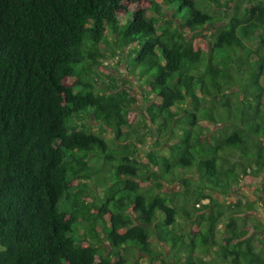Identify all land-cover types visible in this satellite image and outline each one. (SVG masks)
I'll use <instances>...</instances> for the list:
<instances>
[{"label": "trees", "instance_id": "16d2710c", "mask_svg": "<svg viewBox=\"0 0 264 264\" xmlns=\"http://www.w3.org/2000/svg\"><path fill=\"white\" fill-rule=\"evenodd\" d=\"M147 1L0 0V264H139L121 257L127 249L169 263L153 241L176 264H264V237L213 196L242 185L240 173L264 190V0H168L182 22ZM216 23L208 51L195 48ZM116 49L149 104L145 134L129 142L135 98L90 80ZM91 117L121 144L93 133ZM151 135L142 162L137 146ZM97 149L119 162L100 204L83 180Z\"/></svg>", "mask_w": 264, "mask_h": 264}, {"label": "rangeland", "instance_id": "374dc122", "mask_svg": "<svg viewBox=\"0 0 264 264\" xmlns=\"http://www.w3.org/2000/svg\"><path fill=\"white\" fill-rule=\"evenodd\" d=\"M156 1L160 4L161 9L165 11L164 16L171 18V15L173 14L176 20L182 22L183 18L187 15V12L183 10L181 12H177L176 6L171 8L169 6L168 0ZM198 1L200 2V5H204L206 3V0ZM217 1L224 2L225 0ZM141 5L145 7L148 6V1L143 0ZM130 8H138V5H130ZM202 10L210 13V7ZM220 25V23H216L212 26H209L210 30L209 27H206L204 31H201L202 35L197 36V38L193 42L194 47L208 51L209 48L207 45V41H209V43L213 42L216 28H218ZM184 32L189 34L186 30H184ZM109 46L112 47L113 44L110 43ZM102 50L108 51V49L106 48ZM126 55L127 51L121 52V50L116 49L115 55H108L106 58L100 61V66L93 67L94 74L91 75L90 80L95 83V86L98 89L110 91L109 87L113 86L112 88L114 89L112 92L124 90L128 92L130 96L135 98V104L130 107L128 114L130 127L123 128V132L125 133L127 139V141L125 142H129L134 141L136 139V136H139L143 133L145 134V131L142 127V118L145 117V110L149 106V104L145 101V98L143 96V90L145 89L146 84H144V81H140L137 77V72L134 71V69L132 70L130 68V66L128 65L129 58H127ZM80 78L81 75L68 77L67 84H74ZM238 86L239 85L237 84L236 88ZM158 101V97H155L152 100V102ZM88 122L90 125L89 128L91 127V131L103 137L107 141L108 146H110L111 148H115L121 144V142L118 140H115L114 143L110 142L111 138H113V136L111 135L112 130L110 128L104 126L101 122H97V120H95L93 117H91ZM153 133L154 131L152 129V135ZM152 135L149 137L145 146H137L138 152L135 155L142 162H144L145 159L143 150L146 149L148 151L154 141ZM166 147V145H162L159 149H157L158 153L162 155L166 154ZM100 152L101 151L97 149L96 152L92 156H90V172H88V176L86 175L83 177V180H85L87 186L84 194L87 195L89 192H91L94 197L92 199L95 200V202H97L101 198V196L104 195L103 193L105 192V190H107V188L112 185L114 181L111 176L112 170H114L113 165L116 166L119 163L116 159L105 161L103 154ZM191 163L192 162H189L188 165L190 166ZM240 174L243 183L242 185L231 189V191L224 196L218 193H214L213 196L217 199L218 202L234 205L237 209L241 210L240 217H242L243 219H238L235 223H237L242 229L244 228L248 230V234L264 237V232H259V230L256 229V222L262 223V226L264 227V209L260 206V201L264 199V190L262 189V187H260L261 177L252 180L250 179L249 175L245 176L242 173ZM189 176H191L190 178L192 180H196V178H199V172L197 171L195 165L190 166ZM165 186L168 192H174L182 187L180 181H177V183L175 184ZM246 200L250 201V203H253V208L251 210L245 206ZM101 202V200L98 201L99 204ZM203 203H206V201H204ZM137 216L139 215L137 214ZM219 226L220 227L218 228V233L222 232L221 230L224 229L222 225ZM75 235L77 236V234ZM81 235L82 240L86 243V236L83 232H81ZM150 247L152 251L159 253L157 256L155 255L157 260H167V262H169L167 264H176L175 259H171L170 257L168 259L165 258V255H167V251L159 248L160 246L156 243V241H153ZM121 257L124 260H131L132 262L138 261L139 264H147V259H149V255L147 253L141 251L136 252L132 249L123 251L121 253ZM154 264L160 263L158 261H154Z\"/></svg>", "mask_w": 264, "mask_h": 264}]
</instances>
